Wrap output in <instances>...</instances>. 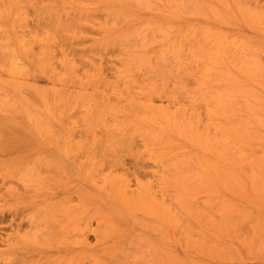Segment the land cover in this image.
<instances>
[{"label":"rangeland","instance_id":"1","mask_svg":"<svg viewBox=\"0 0 264 264\" xmlns=\"http://www.w3.org/2000/svg\"><path fill=\"white\" fill-rule=\"evenodd\" d=\"M159 1L151 10L132 0H0V211L15 205L20 212L12 227L11 216L0 222V236L28 233L31 219H48V210L37 209L45 203L37 189L60 185L75 206L56 214L66 233L79 235L87 221L101 231L87 234V249L54 264H264V0ZM145 24L166 31L161 42L141 39ZM207 29L223 40L218 53L210 52ZM142 51L150 65L135 61ZM202 64L211 68L206 75ZM23 97V108L42 118L27 120ZM165 107L190 125L179 122L175 135L157 141L133 128L138 109ZM119 178L131 190L152 185L165 201L127 210L109 202L107 190L87 202L95 182Z\"/></svg>","mask_w":264,"mask_h":264},{"label":"bare ground","instance_id":"2","mask_svg":"<svg viewBox=\"0 0 264 264\" xmlns=\"http://www.w3.org/2000/svg\"><path fill=\"white\" fill-rule=\"evenodd\" d=\"M136 5H138V6H140V7H144V8H146V7H148V5H149V8H150V2L151 1H153V0H132ZM154 1H157V0H154ZM159 1V0H158ZM183 1V0H182ZM220 2H225V1H227V0H223V1H221V0H219ZM232 1H234V0H232ZM160 2V1H159ZM168 2V0L166 1V3ZM171 2V1H170ZM238 2V1H237ZM161 3V2H160ZM169 3V2H168ZM241 3V2H240ZM163 4V3H162ZM192 4V3H191ZM178 5V4H177ZM227 5V4H226ZM192 6V5H191ZM228 6V5H227ZM152 7V6H151ZM193 7V6H192ZM191 7V8H192ZM173 8V7H172ZM171 8V9H172ZM190 8V7H189ZM190 8V9H191ZM194 8V7H193ZM230 8V7H229ZM147 9V8H146ZM151 9V8H150ZM149 10V9H148ZM152 10V9H151ZM154 10H156V9H154ZM230 10V9H229ZM250 10H251V8H250ZM157 11V10H156ZM197 11V10H196ZM114 12V11H113ZM261 13V12H260ZM251 14V13H250ZM197 15V14H196ZM127 16V15H126ZM125 16V17H126ZM172 16V15H171ZM195 15H193V17H194ZM253 16V15H252ZM124 17V16H123ZM128 17V16H127ZM131 17V19H132V16H130ZM192 17V16H191ZM256 17V16H255ZM120 18V17H119ZM258 19V18H257ZM250 20H251V18H250ZM119 21H121V20H119ZM126 21H127V19H126ZM255 23V22H254ZM71 24V23H70ZM148 24V23H147ZM147 24H145L144 26H141L140 27V29H139V31H141V34L140 35H142L141 36V39L143 38V37H146L147 38V36H151L152 38L154 37L157 41H160L161 42V34H164V32H166L165 30H163V31H161V28L160 27H157L158 26V24L157 25H153V24H150V25H147ZM146 26V27H145ZM165 29V28H164ZM172 30H174V29H172ZM139 31H137V33L139 32ZM185 31H186V29H185ZM191 31V30H190ZM210 31V32H209ZM213 30H210V29H207L204 33H209V35L213 38V42L211 43V45H213V43H214V41H215V43H214V45H213V47L212 48H210V47H208V48H210V50L212 49L213 51H210V52H212V53H214V51H216V50H214L213 48H215L214 46H217L218 48H219V45H221V41L223 42V40L220 38V37H218V36H216V35H214V31L212 32ZM140 33V32H139ZM187 33V32H186ZM207 33H206V35H207ZM211 33V34H210ZM166 34V33H165ZM185 34V33H184ZM194 34H195V32H194ZM138 35V34H137ZM143 35H145V36H143ZM168 34H166L165 36L163 35V38L162 39H165V37L167 36ZM181 35V34H180ZM191 35V34H190ZM205 35V34H204ZM171 36V35H170ZM173 36V35H172ZM182 36V35H181ZM192 36V35H191ZM190 36V37H191ZM200 36V35H199ZM134 37V36H133ZM136 37V36H135ZM189 37V38H190ZM198 37V36H197ZM202 37V36H201ZM211 37H209V38H211ZM136 38H138V37H136ZM170 38V37H169ZM174 39L175 40V38H176V35H174L173 37H171V39ZM184 38V37H183ZM208 38V37H207ZM208 38V40L207 41H209L210 39ZM132 39V38H131ZM141 39L139 40V42L141 41ZM154 39V41H156ZM187 39V38H186ZM145 41H147L146 39H144ZM153 40V39H152ZM166 40V39H165ZM168 40V39H167ZM126 41V40H125ZM124 41V42H125ZM144 41V42H145ZM154 41H153V43H154ZM188 41V40H187ZM206 41V40H205ZM205 41H203V42H205ZM118 42H119V40H118ZM117 42V43H118ZM189 42V41H188ZM110 43V42H109ZM140 43H142L143 44V42L141 41ZM156 43V42H155ZM154 43V44H155ZM187 43V42H186ZM206 43V42H205ZM125 44V43H124ZM150 44V43H149ZM157 44H158V42H157ZM173 44H174V42H171V41H168V43H167V45H166V48H167V50L168 49H170L172 46H173ZM178 44H179V42H178ZM177 44V45H178ZM188 44V43H187ZM119 45V44H118ZM139 45V44H138ZM141 45V44H140ZM152 45V44H151ZM201 45V44H200ZM117 46V45H116ZM132 46H134V45H132ZM132 46H131V48H132ZM142 46H145L146 47V43L144 44V45H142ZM142 46H139V47H141V49H145V47H142ZM147 46H148V44H147ZM180 46V45H179ZM203 46V45H202ZM105 47V46H104ZM119 47V46H118ZM121 47V46H120ZM201 47V46H200ZM122 48H124V47H122ZM121 48V49H122ZM127 48V47H126ZM125 48V49H126ZM134 48H136V47H134ZM137 49H139V48H137ZM165 49V48H164ZM163 49V50H164ZM182 49V48H181ZM198 49V48H197ZM215 49H217V48H215ZM222 49V48H221ZM221 49H220V52H221ZM130 50V49H129ZM166 50V49H165ZM180 50V49H179ZM178 50V51H179ZM194 50H195V48H194ZM207 50L208 49H206V51H205V53H208L207 52ZM175 51V50H174ZM177 51V50H176ZM196 51V50H195ZM198 51H199V49H198ZM218 49H217V53H218ZM162 52V51H161ZM183 52V51H182ZM133 53V52H132ZM131 52L129 53V54H131V55H133V56H135L134 54H132ZM135 53V52H134ZM163 53H165V52H163ZM200 53V52H199ZM204 53V54H205ZM222 53H223V50H222ZM222 53H221V55H222ZM137 54V53H136ZM145 51H142V52H138V54L135 56V58H137V60H135V61H138L139 63H141L142 62V64H144L145 63V65L147 66V65H150L151 63H150V58H149V55L146 53L145 55ZM166 54V53H165ZM209 55H211L210 53H208ZM128 55V54H127ZM131 55H129V57L131 58L132 56ZM151 55H153V54H151ZM150 55V56H151ZM171 55V54H170ZM195 55V54H194ZM199 55H202V53L201 54H199ZM179 56H181V55H179ZM198 56V55H197ZM196 56V57H197ZM204 56V55H203ZM220 56V55H219ZM159 57V56H158ZM157 57V58H158ZM162 57V56H161ZM183 57V56H182ZM222 57V56H221ZM132 58H134V57H132ZM131 58V59H132ZM160 58V57H159ZM168 58V57H167ZM170 58H171V56H170ZM214 58V57H213ZM175 58H173V60H174ZM202 59H203V57H202ZM134 60V59H133ZM172 60V61H173ZM205 60H207V57H206V59ZM209 60V59H208ZM208 60H207V62H208ZM222 60V59H221ZM181 61V60H180ZM203 61V60H202ZM217 61V60H216ZM125 62V61H124ZM196 62V61H195ZM198 62V61H197ZM196 62V63H197ZM215 62V61H214ZM223 62V61H222ZM137 63V62H136ZM155 63V62H154ZM157 63V62H156ZM202 63V62H201ZM218 63V62H217ZM134 64H135V62H134ZM176 64V63H175ZM213 64V63H212ZM215 64V63H214ZM144 65V66H145ZM125 66V65H124ZM126 66H128V65H126ZM134 66V65H133ZM178 66V65H177ZM200 66V65H199ZM202 66H206V65H204V64H202L201 65V67ZM250 66V65H249ZM136 67V66H135ZM138 67V66H137ZM142 67H143V65H142ZM149 68H150V66H148ZM152 67H153V65L151 66V68H150V70L152 69ZM209 66L207 65V67H205V69H203L205 72H203V75H206V73L208 74V71L206 70V68H208ZM258 67V66H257ZM139 68V67H138ZM143 68H145V67H143ZM157 68H159V67H157ZM157 68H156V71H158L157 70ZM179 68V67H178ZM210 68V67H209ZM208 68V69H209ZM69 69V68H68ZM125 70H126V68H124ZM148 69V68H147ZM153 69H155V68H153ZM211 69V68H210ZM209 69V70H210ZM258 69V68H257ZM256 69V70H257ZM72 70V69H71ZM139 70H141L140 68H139ZM149 70V69H148ZM128 71V70H127ZM146 71V70H145ZM154 71V70H153ZM162 71V70H161ZM207 71V72H206ZM260 71V70H259ZM163 73V72H162ZM153 74H155V72L153 73ZM159 74H161V72H159ZM158 74V75H159ZM201 74V73H200ZM98 75V74H97ZM144 75V74H143ZM162 75H164V73L162 74ZM202 75V74H201ZM202 75V76H203ZM160 77V76H159ZM206 77V76H205ZM204 78V77H203ZM210 78V77H209ZM208 78V79H209ZM154 79V78H153ZM178 80V79H177ZM210 80V79H209ZM215 80V79H214ZM223 80V79H222ZM218 81V80H217ZM262 81H264V80H262ZM221 82V81H220ZM126 86H128V85H126ZM200 86V85H199ZM51 91H52V89H51ZM59 91V90H58ZM61 92L59 93V94H56V95H60V94H62L63 95V91L62 90H60ZM54 92V91H53ZM57 92V91H56ZM158 92V91H157ZM55 93V92H54ZM54 93H53V96H55L54 95ZM58 93V92H57ZM26 95V94H25ZM156 95V94H155ZM51 96V95H50ZM80 96H81V94H80ZM29 97V96H28ZM33 97V96H32ZM58 98H59V100H60V97L59 96H57ZM31 98V97H30ZM50 98V97H49ZM58 98H57V100H58ZM62 99V98H61ZM34 100V99H33ZM95 100V99H94ZM15 101V100H14ZM63 101V100H62ZM150 101V100H149ZM19 102H20V106L23 108L25 105H26V102H27V98H25V97H23V98H21V99H19ZM57 102V101H56ZM93 102V101H92ZM140 102V101H139ZM146 102V101H145ZM58 103V102H57ZM110 103V102H109ZM129 103V102H128ZM33 104V103H32ZM102 104V103H101ZM100 104V105H101ZM111 104V103H110ZM110 104H109V106H110ZM130 104H131V102H130ZM148 104V103H147ZM22 105H24V106H22ZM34 105V104H33ZM112 105V104H111ZM16 106V105H15ZM96 106V105H95ZM102 106V105H101ZM13 107H14V105H13ZM104 107V105L102 106V108ZM115 107V106H114ZM117 107V106H116ZM116 107H115V109H116ZM128 107H129V105H128ZM133 107V106H132ZM135 107V106H134ZM161 107V106H160ZM167 107V106H166ZM165 107V109H163V108H153V109H151L150 108V110H146L144 113H143V111H142V109H138L139 111V113L134 117V120L133 121H131V124H132V126H133V128H135V129H138V130H140V131H138L139 133H146L149 137L152 135V138L153 137H159V138H162L163 137V139H165L166 137V135H168V136H172V135H175L174 134V129L177 127V124L179 125V122H181V123H183V122H185L186 120H189V119H187L186 118V115L184 114V113H182L181 112V114H180V111L179 110H177V113H174L173 111H175L176 112V110H171L172 111V113L167 109ZM26 108V110L27 111H29V109L27 108V107H25ZM25 108H23L24 109V111H25ZM93 108H95V107H93ZM105 108V107H104ZM109 108V107H108ZM112 108V107H111ZM111 108H109V109H111ZM126 108H127V106H126ZM125 108V109H126ZM20 109L21 108H19V112L22 114V112L20 111ZM91 109V108H90ZM96 109V108H95ZM117 109H120V107L119 108H117ZM169 109H171V108H169ZM22 110V109H21ZM99 111V109H96V111ZM101 110H103V109H100V113H102L101 112ZM108 110V109H107ZM133 110H134V108H133ZM135 110H137V109H135ZM23 111V113H26L25 114V116L26 115H30L29 116V118H28V116H26V118H27V120L29 121V119L31 118H33V117H35L37 114H34V115H31L30 113H31V110L27 113V111H25L24 112ZM122 111H123V109H122ZM179 111V112H178ZM183 111V110H182ZM60 112V111H59ZM58 112V114H60ZM110 112H111V110H110ZM112 112H113V109H112ZM91 113V112H90ZM96 112H94V114H95ZM99 113V112H98ZM104 113V112H103ZM116 113H118V110H117V112L115 111V114ZM130 112H128L127 113V115L129 114ZM132 113V112H131ZM18 114V113H17ZM23 115V114H22ZM40 115V114H39ZM43 115V114H42ZM97 115V114H96ZM101 115V114H100ZM104 115V114H103ZM103 115H101V116H103ZM106 115V114H105ZM118 115H120V113L118 114ZM122 115V114H121ZM31 116H33V117H31ZM41 116V115H40ZM98 116V115H97ZM24 117V116H23ZM36 117H38V118H36ZM35 118H33V120H35L36 121V119H40V118H42V116L39 118V116H36ZM46 117V116H45ZM25 118V117H24ZM44 118V117H43ZM98 118L100 119V116H98ZM116 118V117H115ZM189 118H190V116H189ZM192 118V117H191ZM196 118V117H195ZM47 119V118H46ZM98 119V120H99ZM104 119V118H103ZM103 119L101 118L99 121L100 122H96L97 123V125H98V123H102L101 125H104L105 124V122H103ZM32 120V121H33ZM91 121H92V119H90ZM94 120V119H93ZM97 120V119H96ZM102 120V121H101ZM193 120V119H192ZM34 121V122H35ZM39 121L40 120H38L37 122H35V124H38L39 125ZM41 121H44V120H41ZM47 121V120H46ZM114 121V120H113ZM119 120H117V122H118ZM120 121L121 122H123L121 119H120ZM128 121V120H127ZM49 122V121H48ZM115 122H116V120H115ZM116 122V123H117ZM120 122V123H121ZM125 122V121H124ZM188 122V124H189V121H186V123ZM192 122V121H191ZM196 122V121H195ZM194 122V123H195ZM94 123H95V120H94ZM104 123V124H103ZM119 123V122H118ZM127 123V122H126ZM180 123V124H181ZM22 124V123H21ZM21 124H19V125H21ZM31 124V123H30ZM34 124V125H35ZM43 123H41L40 125H42ZM50 124V123H49ZM130 124V125H131ZM196 124V123H195ZM25 125V124H24ZM23 125V126H24ZM39 125V126H40ZM44 125V124H43ZM48 125V124H47ZM96 125V126H97ZM100 125V124H99ZM98 125V127H101V126H99ZM182 125V124H181ZM190 125V124H189ZM188 125V126H189ZM95 126V125H94ZM187 126V127H188ZM195 126H197V125H195ZM21 128H22V126H20ZM50 127V126H49ZM103 127V126H102ZM108 127H110V126H108ZM115 127H117V126H115ZM120 127V126H119ZM124 127V126H123ZM184 126L182 125V126H180V128H183ZM186 127V126H185ZM13 128V127H12ZM35 128V127H34ZM40 128H42V126L40 127ZM40 128H39V130H40ZM46 128V127H45ZM51 128V127H50ZM106 128V127H105ZM112 128V127H111ZM114 128V127H113ZM178 128H179V126H178ZM179 128V129H180ZM190 128V130H192L191 129V127H189ZM11 129V128H10ZM10 129H9V131H10ZM14 129V128H13ZM43 129V131L42 130H40L42 133H43V135L44 136H46V133H47V135H48V132H44V130H47V128L46 129H44V128H42ZM117 129H118V127H117ZM184 130H185V128H183ZM15 130V129H14ZM35 130H36V128H35ZM37 130H38V128H37ZM53 130V129H52ZM52 130H51V134H52ZM186 130H187V128H186ZM16 131V130H15ZM14 131V132H15ZM20 131V130H19ZM19 131H17V132H19ZM48 131V130H47ZM178 131H180V130H178ZM183 131V130H182ZM37 132V131H36ZM49 132H50V129H49ZM54 132V131H53ZM124 132V131H123ZM123 132H121V133H119V134H123ZM190 132V131H189ZM39 133V132H38ZM185 133V132H184ZM17 134V133H16ZM111 134H112V132H111ZM110 134V135H111ZM143 134V135H144ZM189 134V133H188ZM198 134V133H197ZM110 135H108V136H110ZM196 135V134H195ZM200 135V134H199ZM112 136V135H111ZM117 136V135H116ZM116 136H113L114 138H117ZM119 136V135H118ZM186 136V135H185ZM204 136V135H203ZM48 137V136H47ZM142 137V136H141ZM52 138V137H51ZM54 138V137H53ZM113 138V139H114ZM152 139V140H155V141H157V139ZM205 138H206V136H205ZM43 139V138H42ZM47 139V138H46ZM45 139V140H46ZM57 139V138H56ZM109 139H111V141H112V138H109ZM148 139V138H147ZM207 139V138H206ZM54 140H55V138H54ZM116 140V139H115ZM114 140V141H115ZM144 140V139H143ZM142 140V141H143ZM151 140V141H152ZM166 140V139H165ZM51 141H52V139H51ZM106 141V140H105ZM148 141V140H147ZM150 141V142H151ZM161 141V140H160ZM208 141V140H207ZM56 142V141H55ZM113 142V141H112ZM162 142H163V140H162ZM165 143H166V141H164ZM47 143V142H46ZM48 143H49V145H50V140L48 141ZM47 143V144H48ZM71 143V142H70ZM14 144H15V142H14ZM56 144V143H55ZM108 144H111V143H109V141H108V143H107V145ZM159 144H160V142H159ZM13 145V144H12ZM16 145V144H15ZM52 146L54 145V143H52L51 144ZM50 145V146H51ZM78 145V144H77ZM146 145V144H145ZM161 145L163 146V143H161ZM14 146V145H13ZM56 145H54V147H55ZM70 146H71V144H70ZM106 146V144L104 145V147ZM152 146V145H151ZM164 146H165V144H164ZM10 147V146H9ZM9 147H7L8 149H12L11 147L9 148ZM18 147V146H17ZM53 147V148H54ZM101 147H103V146H101ZM107 147V146H106ZM55 148H58V146L57 147H55ZM71 148V147H70ZM92 148V147H91ZM23 149V148H22ZM59 149L60 148H58L57 149V151L59 152ZM97 149V148H96ZM100 149V148H99ZM7 149H5V151H6ZM172 150V149H171ZM4 151V150H3ZM8 151V150H7ZM11 151V150H10ZM13 151V150H12ZM11 151V152H12ZM88 151V150H87ZM95 151V150H94ZM157 151V150H156ZM96 152V151H95ZM60 153V152H59ZM96 153H98V152H96ZM155 153V152H154ZM18 154V153H17ZM115 154V153H114ZM96 155V154H95ZM99 155V154H98ZM98 155L96 156L97 158H98ZM116 156V155H115ZM113 157V161H114V158H116V157ZM78 157V156H77ZM91 157H92V155H91ZM94 158H93V161H97V159L96 160H94L96 157L95 156H93ZM160 157V156H159ZM118 158V157H117ZM117 158H116V163H117ZM41 159V158H40ZM76 159V158H75ZM83 159V158H82ZM90 159V158H89ZM119 159H121V157H119ZM119 159H118V162H120L121 163V161H119ZM113 161H111V164L113 163ZM49 163V162H48ZM47 163V164H48ZM78 163V162H77ZM109 163L110 162H108V164L107 163H105V165H108V166H106V167H108V168H110L109 166ZM116 163H115V165H116ZM120 163H119V165H120ZM114 164V163H113ZM118 164V163H117ZM123 163H121V165H122ZM77 165V164H76ZM115 165H112L113 166V168H114V166ZM60 166V165H59ZM78 166V165H77ZM91 166V165H90ZM45 166H43V168H44ZM50 167V166H49ZM51 167H53L52 165H51ZM101 166H99V168H100ZM137 167H139V166H137ZM46 169H47V167H45ZM105 168V167H104ZM44 170V169H43ZM52 170V169H51ZM45 171V170H44ZM46 171H48V169L46 170ZM88 172H89V170H88ZM40 173V172H39ZM46 173V172H45ZM49 173V172H48ZM101 173V172H100ZM52 174V173H51ZM97 175V174H96ZM47 176V175H46ZM115 176V175H114ZM48 177V176H47ZM118 177V176H117ZM99 178V177H98ZM97 178V179H98ZM113 178V177H112ZM124 179V178H123ZM112 180V181H111ZM125 180V179H124ZM124 180H120V178H119V180L118 179H110V181H109V183H106L105 182V180H103V181H101V180H99L100 181V183H101V185H97V182H95V184H94V188H97V189H95V193H94V191H93V193L91 194V197H89L88 199H87V202H89L90 204H91V201L94 199H98L99 198V196L103 193L104 194V192H105V194H106V191L108 190L109 191V194H108V200H109V202H111V203H121V204H123L126 208H127V210L128 209H130L131 207H138V205H140V204H142V203H145V202H147V205H148V202H151V203H158V202H163V201H165L164 200V196L162 195L161 196V198H158L157 197V195L156 194H154V188H153V186L152 185H148V184H146V185H142V186H140V188L138 189L137 188V190H131L130 189V184L128 183V182H126V180L124 181ZM48 181V180H47ZM54 182V181H53ZM44 183V182H43ZM43 183H42V185H43ZM45 186V185H44ZM60 185H58V186H55V185H48L45 189H44V191L42 190V191H40V188H38L37 189V191H39V192H41V201L43 200V201H45V203H44V205L42 206V207H39V208H37V209H42V208H44L43 209V211L44 210H48V212H49V215H48V219H44V220H36L35 221V219H31V216H29L30 218L29 219H31V221L29 222V225L31 226V231H33V232H35V233H31V231L30 232H28V233H24V234H22L21 233V235L19 234V229L18 230H16L15 232H13V235H11V234H6V236H4V237H2V236H0V245L1 246H3L5 249L4 250H2V251H0V257L3 259V261L5 262V264H32V262H30L29 261V255L30 254H32V253H36V254H38V256H42L43 258H45L47 261H46V264L49 262V261H51L50 263H48V264H54V263H56V261L58 262L59 260V262H61L62 261V257L63 258H66V256L68 255V256H71L72 254H74V253H76L78 250H80V249H87V246H89V244L87 243V237H88V235L87 234H89V233H93V235L95 236L96 235V233H98L97 231H101L100 229H101V227H100V229L98 230V228L95 230V229H90L91 227H90V224L89 223H87L86 222V224H85V226L80 230V234L78 235V234H74V235H68L67 233H66V230H64V228H65V225L64 224H66L65 222H64V219H63V215H56V214H63L64 212H65V215L66 214H69V212L70 211H73L74 209H75V206L73 205H68V203H69V195H65L66 193H67V191L66 190H63L62 191V189L59 187ZM43 187V186H42ZM44 188V187H43ZM62 188H63V186H62ZM151 190H152V192H151ZM55 191V192H54ZM156 191V190H155ZM159 191V190H158ZM35 192V191H34ZM36 193V192H35ZM34 193V194H35ZM15 194V193H14ZM62 194H63V196H62ZM165 194V193H164ZM20 196V195H19ZM105 196H107V194L105 195ZM37 197H35V204H37L36 202V200L38 199H36ZM169 198V197H168ZM40 199V198H39ZM80 199V198H79ZM82 199V198H81ZM92 199V200H91ZM31 200V199H30ZM91 200V201H90ZM32 201V200H31ZM39 201V200H38ZM40 201V202H41ZM42 201V202H43ZM84 202V201H83ZM82 202V203H83ZM93 203H95L94 201H93ZM165 203V202H164ZM34 204V205H35ZM27 205V204H26ZM80 205V204H79ZM149 206V205H148ZM141 207V206H140ZM163 208V207H162ZM19 209H21V208H19ZM23 209V208H22ZM33 209V208H32ZM4 211H7V213H5ZM22 211V210H21ZM36 211L37 210H35V214H36ZM40 212V211H39ZM47 211H46V214L48 213ZM128 212V211H127ZM20 212L18 211V214H19ZM43 213V212H42ZM17 214V207L14 205L12 208L11 207H8L7 209H5V210H1L0 211V222H2V221H4V220H8V218H9V216H11L12 218H10V220H8L9 221V227H12V222H13V217H15L16 215H18ZM34 215V214H33ZM32 215V216H33ZM42 215V214H41ZM40 214H39V216L40 217H42V216H45L44 214L41 216ZM95 216V215H94ZM133 216V215H132ZM17 217V216H16ZM33 218H34V216H33ZM45 218H46V216H45ZM104 218V217H103ZM17 219V218H16ZM19 219V218H18ZM23 220H24V217L22 218ZM99 219V218H98ZM22 220V221H23ZM89 220V219H88ZM15 221V220H14ZM38 221V222H37ZM90 221V220H89ZM27 223V222H26ZM108 223V222H107ZM97 224H98V222H97ZM96 224V225H97ZM99 224H100V222H99ZM99 224H98V226H99ZM17 225V228L18 227H20L19 225H21V221H20V224H16ZM29 226V227H30ZM104 226V225H103ZM64 227V228H63ZM96 228V227H95ZM116 228V227H115ZM67 229V228H66ZM36 230V231H35ZM74 230H75V228H74ZM106 230V229H105ZM77 231H79V230H77ZM103 232V231H102ZM104 232H107V231H104ZM118 232V231H117ZM97 235H100L99 237H102V235L101 234H97ZM108 234L106 233V235L105 236H107ZM105 236H103V237H105ZM137 235H135V237H136ZM138 236H140L139 234H138ZM96 238H98L97 236H96ZM142 238H144V237H142ZM98 239H101V238H98ZM105 239H107V237L105 238ZM104 239V240H105ZM134 239V238H133ZM97 240V239H96ZM136 240V239H135ZM98 241V240H97ZM100 241V240H99ZM98 241V242H99ZM97 242V243H98ZM147 243V242H146ZM123 246V245H122ZM141 248H142V246H141ZM141 248L139 247L138 248V250H141ZM150 248V247H149ZM122 249V248H121ZM133 249V248H132ZM136 251H137V249L136 248H134ZM151 249H152V247H151ZM139 251H137V253H138ZM141 252V251H140ZM136 253V252H135ZM19 254V255H18ZM34 255V254H33ZM43 260H41L40 262H42ZM58 262V263H59ZM45 264V263H44ZM112 264V263H111Z\"/></svg>","mask_w":264,"mask_h":264}]
</instances>
